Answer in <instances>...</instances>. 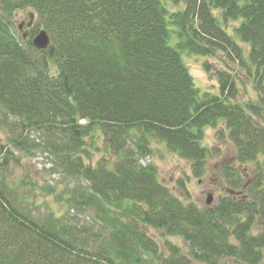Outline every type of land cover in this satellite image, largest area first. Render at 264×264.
Instances as JSON below:
<instances>
[{
    "label": "trees",
    "instance_id": "16d2710c",
    "mask_svg": "<svg viewBox=\"0 0 264 264\" xmlns=\"http://www.w3.org/2000/svg\"><path fill=\"white\" fill-rule=\"evenodd\" d=\"M40 28L46 49L32 44ZM182 52L222 54L252 77L258 100L236 102L235 75L209 62L218 93L200 91ZM0 127V264H264V0H0ZM206 127L226 131L250 178L223 165L225 194L199 207L139 160L157 140L202 178ZM98 138L111 160H91ZM37 150L76 180L66 203L90 209V222L34 213L31 189L10 174Z\"/></svg>",
    "mask_w": 264,
    "mask_h": 264
},
{
    "label": "rangeland",
    "instance_id": "374dc122",
    "mask_svg": "<svg viewBox=\"0 0 264 264\" xmlns=\"http://www.w3.org/2000/svg\"><path fill=\"white\" fill-rule=\"evenodd\" d=\"M218 14V11H215ZM26 12H22L17 19V22L26 20ZM16 22V23H17ZM239 21H228L225 23V28L231 34L237 44L244 49L245 56L248 57L249 45L240 41L238 36L233 31ZM183 59L188 67L191 76L197 88L200 91H209L211 93H218V83L213 72H206L204 69V62H209L213 70H230L236 78L237 96L234 99L236 102L246 103L249 101H257L259 94L253 85V79L248 73L239 68L236 63L230 62L220 53L210 57H202L194 53L182 52ZM219 128L222 129L220 122ZM223 131V130H222ZM37 140L41 139L39 133H32L31 138ZM5 133L0 127V144H5ZM203 144L210 149V157L207 164L206 173L202 178H196L190 172L189 162L179 157L176 153L170 152L166 146L157 142L151 141V154L142 157L140 164H153L158 173V178L163 184L175 191L177 194L184 197L188 194L187 201H192L199 207L210 206L215 203L219 196L225 194V186L218 179L220 169L223 165H233L237 167L239 172H242V179L247 181L250 178L249 164L239 163L235 160V149L233 144L227 139L226 131L219 134L217 129L213 127H206ZM100 138L96 140V147L91 149V160L95 161L100 157L111 160L112 156L104 150L101 145ZM217 149V153L213 149ZM87 162V159H85ZM54 162L53 156L49 152L41 150L35 151L30 157L22 158L21 165L13 168L10 174L12 179L18 183L25 182L26 188L31 189L30 198L34 204V213L54 215L66 214L68 216H75L79 222H90L93 214L90 209L84 208L77 212L75 209L69 207L66 203V198L69 195V190L76 186V180L71 177H66L60 171H54L52 164ZM184 191L182 192L181 188ZM182 192V193H181ZM208 194L211 195L212 201L209 205L204 203ZM148 235L153 237L157 242L160 251L164 252L162 240L159 233L151 228H143ZM174 244L179 246L183 252H186V246L181 238L176 236L168 237Z\"/></svg>",
    "mask_w": 264,
    "mask_h": 264
},
{
    "label": "water",
    "instance_id": "95a60500",
    "mask_svg": "<svg viewBox=\"0 0 264 264\" xmlns=\"http://www.w3.org/2000/svg\"><path fill=\"white\" fill-rule=\"evenodd\" d=\"M26 15H27V20L25 21L22 20L18 22V25H17L18 29L22 31L23 38L27 37L28 29L32 26L34 22L33 12L28 11ZM23 27H25V29H23ZM50 41L51 40H50L49 33L43 28H40L32 38V44L37 49H46L48 45L50 44ZM211 201H212V197L210 194H208V197L206 198V201L204 203H206V205H209Z\"/></svg>",
    "mask_w": 264,
    "mask_h": 264
}]
</instances>
